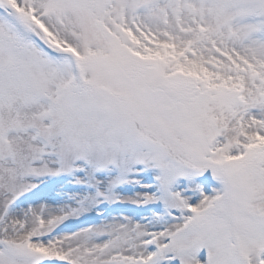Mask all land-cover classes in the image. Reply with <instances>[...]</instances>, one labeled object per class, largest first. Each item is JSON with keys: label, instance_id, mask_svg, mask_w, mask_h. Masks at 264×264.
Instances as JSON below:
<instances>
[{"label": "snow or ice", "instance_id": "snow-or-ice-1", "mask_svg": "<svg viewBox=\"0 0 264 264\" xmlns=\"http://www.w3.org/2000/svg\"><path fill=\"white\" fill-rule=\"evenodd\" d=\"M0 264H264V0H0Z\"/></svg>", "mask_w": 264, "mask_h": 264}]
</instances>
